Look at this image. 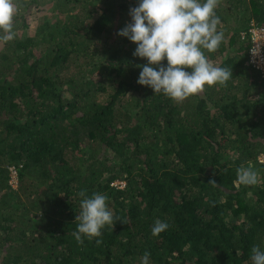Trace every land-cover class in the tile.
<instances>
[{"label":"trees","instance_id":"1","mask_svg":"<svg viewBox=\"0 0 264 264\" xmlns=\"http://www.w3.org/2000/svg\"><path fill=\"white\" fill-rule=\"evenodd\" d=\"M138 2L13 0L15 38L0 30V264H141L146 251L149 264H252L264 250V75L240 37L264 22V0H218L224 38L203 51L233 76L182 103L137 83L147 60L118 32ZM48 12L32 33L29 17ZM241 165L257 185L239 184ZM82 189L127 220L99 246L73 235ZM157 218L169 228L153 236Z\"/></svg>","mask_w":264,"mask_h":264},{"label":"clouds","instance_id":"2","mask_svg":"<svg viewBox=\"0 0 264 264\" xmlns=\"http://www.w3.org/2000/svg\"><path fill=\"white\" fill-rule=\"evenodd\" d=\"M217 4L218 0H205L204 3L199 0H139L137 6L130 8L131 22L120 29L118 35L136 43L134 57L147 60V63L136 65L142 69L137 83L150 87L154 94H164L176 103L202 93L205 85L226 86L233 76L232 69L214 66L203 51L215 52L224 38L223 32H217L220 23L214 11ZM17 11L13 0H0V30L6 33L2 37L6 42L15 38L13 20ZM252 22L264 23L252 20L240 37L249 42L247 61L254 67L249 54L252 44L249 27ZM252 51L253 55H258L259 46ZM165 59L166 65L162 63ZM237 180L245 187L259 183L258 173L251 166L238 167ZM208 183L217 184L215 180ZM79 195L82 197L81 211L75 216L77 228L73 232L78 244L83 245L86 238L89 241L95 239L99 246L103 242L102 230L105 227L113 230L117 221L127 224L126 218L114 215L108 207L106 195L93 193L88 196L86 189H82ZM168 228L166 222L157 218L152 226V235L158 236ZM150 255L146 251L141 264H149ZM250 258L252 264H264V250L254 245Z\"/></svg>","mask_w":264,"mask_h":264},{"label":"built area","instance_id":"3","mask_svg":"<svg viewBox=\"0 0 264 264\" xmlns=\"http://www.w3.org/2000/svg\"><path fill=\"white\" fill-rule=\"evenodd\" d=\"M249 36L252 41L251 47L249 49L250 62L254 67L260 69L264 75V23L256 24L252 22L249 27ZM256 46H259V54L253 55L252 49H254ZM9 169V182L13 187H17L19 184L18 170L13 164L9 166Z\"/></svg>","mask_w":264,"mask_h":264},{"label":"rangeland","instance_id":"4","mask_svg":"<svg viewBox=\"0 0 264 264\" xmlns=\"http://www.w3.org/2000/svg\"><path fill=\"white\" fill-rule=\"evenodd\" d=\"M41 18H50V19H53L54 17L51 14V12L44 13V14H40L38 17H36V18L33 17L32 19H31V17H29V20L32 21V26L30 28V31L32 33L34 32V30L36 29V27H38V24H40ZM22 31H24V28L22 26L18 25V28L16 29V32L18 34H20ZM0 45H1V43H0ZM73 70H75V69H73ZM71 71H70V73H71ZM261 157H263V156H261ZM115 183H121L122 184V183H124V181L117 180V181H115Z\"/></svg>","mask_w":264,"mask_h":264}]
</instances>
